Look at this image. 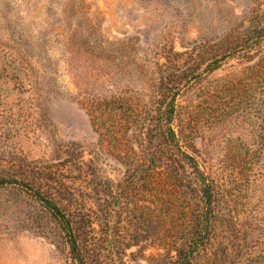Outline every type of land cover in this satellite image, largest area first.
Listing matches in <instances>:
<instances>
[{
    "label": "rangeland",
    "instance_id": "374dc122",
    "mask_svg": "<svg viewBox=\"0 0 264 264\" xmlns=\"http://www.w3.org/2000/svg\"><path fill=\"white\" fill-rule=\"evenodd\" d=\"M258 18L264 0H0V264H75L41 199L87 264H175L204 205L155 122L161 82L190 64L173 126L229 198L192 264H264V146L212 93L248 83Z\"/></svg>",
    "mask_w": 264,
    "mask_h": 264
},
{
    "label": "trees",
    "instance_id": "16d2710c",
    "mask_svg": "<svg viewBox=\"0 0 264 264\" xmlns=\"http://www.w3.org/2000/svg\"><path fill=\"white\" fill-rule=\"evenodd\" d=\"M262 22V21H261ZM260 22V19L253 20L250 25L246 28L245 34L242 38V43L239 46L241 51H245L247 55L252 52L259 53L260 60L253 65L248 66L243 70V74L247 76L248 83L242 88L239 85H222L219 84L220 79L216 81L219 84V90L212 92L215 94L216 100L220 105V115H228L233 111L244 109L248 117V127L250 129L252 137L251 144L261 142L264 146V52L259 51L264 43V24ZM218 62V61H217ZM194 65L190 64L188 67L183 66L179 73H175L172 77H166L161 82V99L157 106V117H156V139L161 137L166 139V146L174 151L177 149L180 155L179 160L183 163V167L187 169V179L189 188H198L201 192L204 210L202 217L198 222L197 229L190 232L181 246L177 249V256L175 264H192L195 254L201 249V246H205L211 236V226L216 223V220L222 214V199L227 198V191L223 185L216 183V177L212 175V172L208 170L207 166L201 167L198 159L192 154L186 153L180 150L179 137L175 130L174 122L177 115V98L182 91V85L192 84L197 82L201 75H196ZM218 68V65L214 67ZM232 83V82H231ZM261 85V90L257 91ZM193 86V85H192ZM234 86V87H233ZM217 88L216 85L212 87ZM235 87L237 89H235ZM243 90L247 92V96H250L251 105H237L236 93ZM259 101L257 102V98ZM235 103V105H234ZM248 144L247 140L242 143L245 146ZM249 145V144H248ZM247 145V146H248ZM241 146V145H240ZM256 152L245 149V156L249 153ZM155 154V153H154ZM174 157V156H173ZM254 157V156H253ZM151 160L155 163L157 160L155 157H151ZM9 182V179L0 178V187ZM223 199V200H224ZM227 198L226 201H228ZM43 204L48 207L52 213L63 223L65 230L69 236V242L71 244V253L73 255L75 264H87L86 257L83 255L76 235L71 227V220L66 214L48 199H41Z\"/></svg>",
    "mask_w": 264,
    "mask_h": 264
}]
</instances>
